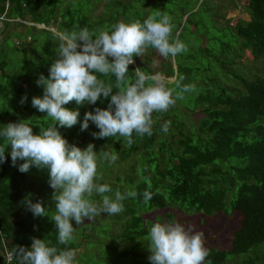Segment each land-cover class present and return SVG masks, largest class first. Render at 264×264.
Instances as JSON below:
<instances>
[{"label":"trees","instance_id":"16d2710c","mask_svg":"<svg viewBox=\"0 0 264 264\" xmlns=\"http://www.w3.org/2000/svg\"><path fill=\"white\" fill-rule=\"evenodd\" d=\"M69 1L0 0V15H4V20L1 21L6 26L18 19L15 26L30 29L26 35L16 34L15 38L21 40L30 37L33 44L35 43L34 49L39 53V56H36L39 63L35 67L37 73L32 77L33 80L38 79L41 74L48 78L49 68L57 59L56 52L61 42L59 38L53 45L45 42H39L38 45L35 40L41 39L42 33L52 34L46 29L51 24L56 25L59 34L65 31H79L84 27L90 31L107 30L114 24L106 22L108 19L114 18L117 21L119 16L126 15L128 11V15L123 17L124 20L131 21L130 14L133 11L138 12V9L133 7H123L122 10L125 3L121 0H108L103 10L108 19L100 21L99 26L102 27L97 29L90 23L88 13L81 15L79 12L82 6L72 10L67 5L59 9L60 4H68ZM173 1L143 0L145 9L155 8L156 16L158 13H166V4L169 2L173 7L177 6ZM228 1L231 8L243 2V11L249 16V21L239 18L234 26L227 22L228 27H235L233 38L239 47V53L232 59L238 58L240 61L245 52H248L254 63H262L260 70L251 72L249 66H246L247 62L243 65L238 63V68L227 69L226 77L231 78V83L217 89L218 86L212 87L205 82V85H200V66L196 62L182 61L189 59L181 53L175 57V68L171 65L164 68L162 65L150 67L151 62L134 57L135 62L129 66L128 73L133 82V72L136 68H141L146 74L159 72L166 77H175V81L183 77L181 84L195 85V91L185 92L184 98L176 101V109L171 107L167 112H154L153 134L140 137L133 133L134 143L131 145L119 135L103 139L94 138L92 133L98 132L99 129L91 122L87 130L81 131L85 113L94 112L96 107L106 109L109 100L101 97L95 105L85 103L78 106L73 101L65 106L70 110L78 108L80 112L77 125L71 129L58 128L70 144L84 149L91 143L95 145L94 151L97 153L108 151L118 156L114 163L105 160L103 173L107 174L109 169L113 172L120 163L133 156L139 159V163L132 165L130 172L123 178L122 186L114 184L120 180L118 176L114 177V182L108 183L112 189L109 195L112 197L117 190L122 194L132 190L138 193L135 198H126L122 202L124 210L112 216V224L122 223L118 239L131 243L129 249L123 250L122 256H128L135 250L138 256L143 257V238L149 233L145 226L147 216L152 211L166 210L167 206L175 205L177 220L184 217L187 221L189 217L203 214L204 218L202 222H198L196 231H200L199 227L204 226L205 219L215 221L220 215L226 218L233 214L240 216L237 225L230 223L228 226L222 246L212 241L215 238L206 230L203 231L205 247L209 251L204 264H231V260L239 256L242 257L240 264H264V0ZM195 7L196 5L192 8H181L176 21L173 20L176 14L173 15V39L175 35L180 37L181 33H177L180 28L182 31L185 27L192 26L197 30L196 23L191 19ZM114 8H117L114 14H110L109 11ZM75 15L81 18L76 20ZM144 20L140 19L141 22ZM25 21L32 25L27 26ZM37 25L44 27L38 29ZM147 50L152 51L150 48ZM151 55L154 56V52ZM6 60L7 58H2L0 51V131L10 122L27 120L35 125L34 134H38L40 128H47L53 121L46 117V113L32 107L31 101L35 94L29 76L18 73L17 66L12 72H7L9 63ZM101 78L115 84L114 76ZM175 81L169 83V87H175ZM20 84L30 86L29 90ZM196 86H199V89ZM42 95L43 92L39 96ZM24 96H27V100L22 105L20 101ZM195 113L200 115L197 119L191 117ZM165 122H170L167 133L161 130ZM3 143L4 140L0 137V145ZM10 151L9 146L5 151L6 161L0 163V264H7L5 254L16 246L30 248L32 238L44 239L49 246L58 249L79 248L80 243L75 240L68 245L59 244L55 224L49 222L54 209L49 199L54 190L48 187L47 170L32 167L28 173L19 172L18 166H12ZM19 163L22 161H18ZM146 190L152 193V199L147 203L143 200ZM29 194L33 203L43 200L47 217H34L32 212L27 210L22 202ZM92 199L98 200V196L94 194ZM168 215L169 213L164 216L165 219ZM161 219L157 217L156 220ZM88 228L93 229L92 226ZM84 230H81L80 235L84 239L90 238L83 235ZM132 243L135 245L132 246ZM81 258L84 262L89 260L85 258V254ZM90 260L97 262L94 258ZM13 264H19L15 257Z\"/></svg>","mask_w":264,"mask_h":264},{"label":"clouds","instance_id":"9594fccd","mask_svg":"<svg viewBox=\"0 0 264 264\" xmlns=\"http://www.w3.org/2000/svg\"><path fill=\"white\" fill-rule=\"evenodd\" d=\"M173 27L168 14L158 13L143 22L121 21L107 30L90 31L84 27L61 33L57 59L49 68L48 78L41 74L36 81L43 88V95L34 96L31 101L32 107L46 113L53 123L40 128L38 134H34L27 120L10 122L0 131L4 140L0 145V163L6 161L5 151L10 146L12 166H18L19 172L28 173L32 167L47 170V182L54 190L52 221L59 244L68 245L74 239L73 222L79 226L85 219L92 221L103 213L119 214L124 210L122 202L138 195L135 190L123 194L117 190L113 198L109 195L110 185L96 183L98 160L114 163L118 156L108 151L97 154L91 143L84 149L70 144L58 128L77 125L80 112L65 106L73 101L78 106L95 105L103 97L109 100L107 108L96 107L94 112H86L81 131L87 130L91 122L99 129L92 133L94 138L119 135L129 145L134 143L133 133L151 136L152 114L167 112L178 99L184 98L185 92L195 91V85H182L180 77L175 87H169L174 77L159 72L146 74L141 68L133 72V82L128 76L129 66L135 62L134 57H141L149 48L165 59L186 52L187 46L181 40L171 38ZM109 76L115 77L114 85L101 78ZM26 100L24 96L20 103L23 105ZM169 127L170 122H165L161 130L167 133ZM94 194L101 200L92 199ZM30 197L31 194L22 202L27 210L34 217H47L43 200L33 203ZM151 199L152 193L146 190L144 202ZM146 239L151 264H204L209 255L204 233L178 222H153ZM13 257L19 264H77L74 249H58L38 238H32L30 248L16 246L8 253L9 261Z\"/></svg>","mask_w":264,"mask_h":264},{"label":"rangeland","instance_id":"374dc122","mask_svg":"<svg viewBox=\"0 0 264 264\" xmlns=\"http://www.w3.org/2000/svg\"><path fill=\"white\" fill-rule=\"evenodd\" d=\"M107 1L108 0H70L68 4H60V6L58 4V6L60 7L59 9H61L68 5V7L72 8V10L82 6L81 10L79 11L81 12V15H87L88 13L90 23L94 24V26L99 29L102 27L99 26L100 21L108 19V16L103 13ZM121 1L125 3L122 5V10L123 7H133L138 9V12L133 11L130 14V17H132L131 21L124 20L125 17L123 16L128 15L127 11L126 15H122L121 13L120 15H122V17L119 16L117 21L114 18H110L106 22H109L110 24H115L121 21L129 23L135 20H140L141 18L147 19V17L149 16H156V11H154L155 8L150 7L148 9H145L143 0ZM173 2H176L177 6L173 7L169 2L166 4L167 9L165 10V12L169 14L171 18L174 14H176V16L173 17V20L175 21L178 20V15L180 14V11H182L181 8L187 9L188 7L192 8L196 5L195 9L193 10L191 19L196 23L197 30H195L192 26H187L182 31H180V28L177 31V33H181L180 37L178 38L175 35L174 39L178 38L187 46V51L181 54L188 56L187 58L189 60L183 59L182 61H185V63L196 62L200 66L199 73L200 76H202V78H200L199 80L200 85H205V82L208 85L210 84L212 87H214L215 85L218 86L216 87L217 89L220 88L219 86L226 87L227 84H230L232 81L230 77H226L227 69L238 68V63L240 65H243L244 62H247L246 66H249L251 72L254 70H260L262 68V63H254L251 60L248 52H245V55L240 61L237 60L238 58L232 59L235 57L236 53H239V47L237 45V41L233 38L235 34V27H228L227 22H230L231 26H234L235 23L237 24L239 18L244 19V17H247L243 15L245 14L243 11V2L237 3V7L235 8H231L230 2L228 0H174ZM116 9L117 8L110 10L109 13L114 14ZM170 11H172V13ZM147 14L148 16H146ZM75 18L77 20L81 17L75 15ZM57 20L60 21V18L57 17ZM18 21V19H16L15 21H11V25L8 26L0 21V51L2 52V58H7L6 61L7 63H9L7 72H12L11 70H14L15 66H17V70L19 71L18 73L27 74L29 76L33 85L32 91L35 96H39L43 92V88L37 86V78L33 80L37 73V68L35 67L38 65L39 60L37 61L36 56H39V53L34 49L35 43L33 44V41L29 39L30 37L23 38L21 40L15 38L16 34H21V36H24L27 34L28 30H30L28 27L24 28L20 25L15 26ZM24 24H26L27 26L32 25L27 21H25ZM181 24H183V21H181ZM36 27L38 29H43L42 25H37ZM46 29L49 30L52 34L42 33L41 39H35L36 41H38V45L40 44L39 42H45L50 45L56 44L60 36V34L58 33L59 29L55 24H51V26ZM191 29L193 30L192 32ZM174 31L175 30H172V33ZM19 43L22 44V46ZM150 49L152 51L146 50L145 53L140 57L141 60L151 62L150 67L160 65H162L163 68L169 65H171L173 68L176 67L177 63L175 62V57H169L165 59L161 57L155 49ZM23 50L24 52L22 53ZM204 50L208 51L206 52ZM152 52H154V56L151 55ZM156 52L158 53L157 55ZM174 81L175 80H173L171 83H173ZM20 86L24 87L26 90H29L30 88V86H24L22 84H20ZM196 87L197 89H199V86ZM177 106L178 105L176 102V104L172 108L176 109ZM182 111L183 113H186L185 110ZM196 111L198 112V110ZM199 116L200 115H198V113H195L191 117L197 119ZM27 122L30 123L31 126L35 127V125L30 121ZM104 162L105 160L103 159L98 160L96 183L108 184L109 182H114V177L118 176L120 180L118 181V183L115 182L114 184H116L117 186H122L123 178L130 172L132 165L139 163V159H136V156H133L128 161L120 163L113 172H111V170L109 169V172H106L107 174L102 172L105 167L103 165ZM48 187L51 188L49 184ZM97 196L98 200L96 201L101 200V197L99 195ZM49 201L54 207V209L52 210V215H54L55 204L52 200V196ZM176 209L177 207L175 205H170L167 206L166 210L156 212L152 211V213L147 216V219L145 221V226L147 227L148 232L153 222H178L184 225L186 228L191 227L197 229L199 225L198 222H202L204 218L203 214L199 213L195 217H189V219L187 218V221H185L184 217L180 220H177L176 214L178 212ZM179 212L182 213L183 211L179 210ZM168 213L169 215L165 219L164 216ZM112 216L114 215L103 213L96 216L92 221H88L87 219H85L84 224L79 226H76L73 222L75 227L73 240H75L77 243H80L79 248L75 249L77 264H95L97 262H99L100 264H151L150 260L148 259L150 253L148 251V240L146 239L147 236L143 238V257L138 256L135 250L131 251L130 255L128 256H122L123 250L129 249L131 243H125L118 239L117 235L122 229V223L119 222V224L116 225V222H113L112 224ZM157 217H161L162 219L158 221L156 220ZM239 219V214H233L230 218H226L225 216L220 215L215 221L205 219L203 223L204 226L199 227V230L202 232L206 230L212 237L215 238V240L212 239V241H216L217 245L222 246L223 237L227 232L228 226L230 225V223L232 225H237ZM49 222L51 224H54V221H52V219H50ZM90 226H92L93 229L90 230L88 228ZM82 229H85L83 231V235H88L90 236V238L84 239L80 235ZM209 240H211V238H209ZM134 245L135 243H132V246ZM83 254H85V258L89 259L88 261L84 262L82 260L81 256ZM91 258H94L95 260H97V262L92 261V263L90 260ZM241 259L242 257L239 256V258L231 260V264H240Z\"/></svg>","mask_w":264,"mask_h":264},{"label":"built area","instance_id":"2783aa9c","mask_svg":"<svg viewBox=\"0 0 264 264\" xmlns=\"http://www.w3.org/2000/svg\"><path fill=\"white\" fill-rule=\"evenodd\" d=\"M6 9H7V5H6ZM1 20H4V15H0V21ZM5 260H6L7 264H13V258L11 261H9V259H8V252H6V254H5Z\"/></svg>","mask_w":264,"mask_h":264},{"label":"crops","instance_id":"0c3cea01","mask_svg":"<svg viewBox=\"0 0 264 264\" xmlns=\"http://www.w3.org/2000/svg\"><path fill=\"white\" fill-rule=\"evenodd\" d=\"M241 12V11H240ZM239 13V12H238ZM244 16H247V17H244V19L242 18H240L241 20H243V21H249V16L245 13V14H243ZM184 19H185V17H184Z\"/></svg>","mask_w":264,"mask_h":264},{"label":"water","instance_id":"95a60500","mask_svg":"<svg viewBox=\"0 0 264 264\" xmlns=\"http://www.w3.org/2000/svg\"><path fill=\"white\" fill-rule=\"evenodd\" d=\"M44 27V26H43Z\"/></svg>","mask_w":264,"mask_h":264}]
</instances>
